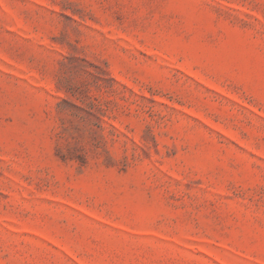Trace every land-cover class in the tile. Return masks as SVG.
<instances>
[{"label": "rangeland", "instance_id": "rangeland-1", "mask_svg": "<svg viewBox=\"0 0 264 264\" xmlns=\"http://www.w3.org/2000/svg\"><path fill=\"white\" fill-rule=\"evenodd\" d=\"M0 264H264V0H0Z\"/></svg>", "mask_w": 264, "mask_h": 264}]
</instances>
